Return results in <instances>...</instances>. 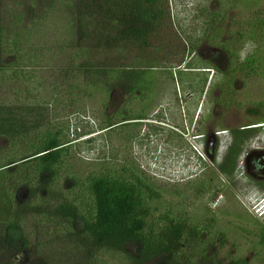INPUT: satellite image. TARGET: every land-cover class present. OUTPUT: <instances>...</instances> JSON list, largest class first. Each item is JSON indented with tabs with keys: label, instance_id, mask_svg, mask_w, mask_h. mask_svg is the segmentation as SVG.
I'll return each instance as SVG.
<instances>
[{
	"label": "trees",
	"instance_id": "trees-1",
	"mask_svg": "<svg viewBox=\"0 0 264 264\" xmlns=\"http://www.w3.org/2000/svg\"><path fill=\"white\" fill-rule=\"evenodd\" d=\"M60 1L66 0H27L16 4L18 9L25 7L31 17L40 13V20L44 21ZM234 1L213 0L216 10L205 8L206 28L202 41L215 42L223 36L227 11ZM236 2L258 6L255 0ZM78 3L77 9L83 15L77 21L79 26L82 21L88 22L89 32L81 31L77 48L74 46L67 59L56 61L64 54L61 44L55 62L53 58L46 60L48 55L43 62L31 56L34 53L30 51L28 35H24L25 29L23 34L22 29L15 28L22 21L29 25L26 12L20 14L17 8L15 12V7L4 5L12 15L17 14L14 15L15 27L11 22L5 26L0 19V112L5 111V123L11 130L7 133L0 129V140L6 142L3 148L8 150L6 159L0 162L3 182L0 241L8 249L21 245V251L36 255L43 250L46 254L48 248L54 249L67 240L68 253L77 258L84 255L83 261L89 264L99 257L112 255L121 264L156 261L224 264L211 254L215 244L224 241L219 230L213 231V223L207 221L204 225L193 218L184 204L161 211L156 205L162 198L159 190L139 168L120 160L118 155L105 157L94 164L96 168L88 170H81L74 161L77 159L72 150L76 143L69 139L68 119L70 115L84 112L83 103L87 98L94 93L110 96L113 91L125 90L131 107L135 93L145 96L152 91L155 79L150 73L154 68L151 65L191 69L190 63L185 64L184 45L171 24L168 0H78ZM1 9L3 11V7ZM250 19L246 22L248 30L227 33L229 38L224 43L229 44L220 46L230 59L231 67L234 66L232 73L227 74L230 84L232 74L237 72L247 78L260 75L258 65L262 64L255 54H249L238 63L239 50L234 46L235 41H254L257 29L264 33V11L256 9ZM6 31L12 32L13 41L7 39ZM234 35L238 37L236 40ZM140 61L145 62L143 66L137 64ZM39 64H43V72L51 67V84L41 77L43 72L37 70ZM44 74L46 77L48 73ZM226 85L222 86V91ZM42 93L48 98L43 99ZM25 107L45 108L41 121L46 123L30 125L24 118L20 119L22 114L29 115ZM123 120L119 110L108 118L100 131L107 132L109 138L111 134L117 136L124 129L121 128ZM133 138L131 132L126 139L131 142ZM3 151L0 148V153ZM22 189H27V195L21 203L15 201L17 207L12 211L14 197ZM28 218L30 229L25 225ZM37 235L54 237L55 241L42 242ZM31 237L35 238V244H29ZM132 246L137 247L136 252L129 251ZM17 255L21 253L16 252L13 258ZM44 258L50 261L47 256ZM9 260L3 256L0 264ZM227 264L244 262L231 260Z\"/></svg>",
	"mask_w": 264,
	"mask_h": 264
},
{
	"label": "rangeland",
	"instance_id": "rangeland-1",
	"mask_svg": "<svg viewBox=\"0 0 264 264\" xmlns=\"http://www.w3.org/2000/svg\"><path fill=\"white\" fill-rule=\"evenodd\" d=\"M12 1L0 0V9L3 7V11L2 9L0 11V19L5 23V26H9L11 22L15 27L14 15L26 12L25 16L28 17L29 25L26 24L28 22L22 21L15 28L22 29L23 34L25 29L24 35H28L31 42L29 43L30 51L34 53L31 56L37 57L39 60L41 58L42 62L45 61V55H48L46 60L53 58V62H55V56L58 54L57 48H60L61 44L64 46V54L56 61L67 59L74 46L76 47L81 31L89 32L88 22L82 21L79 26L77 21L83 15L82 11L77 9L78 0L60 1L59 5L55 4L54 9L49 11V19L44 21L40 20L42 16L40 13L41 16L35 14L31 17L27 14L25 7L18 9L16 2L19 4V2H27V0ZM212 1L168 0L170 21L177 37H180L184 45L185 64L190 63L191 69L185 70L184 66L176 68L175 66L165 67L161 64L151 65L154 66V70H150L153 71L150 73L153 74L155 80L151 87L153 93L150 94L152 97L148 108L146 107V112L150 116L149 120L154 121L156 111L165 109L167 115L162 116V119L157 118V122L166 125L167 127L163 128L167 130L170 129V126L176 127L180 131L182 129L179 144H165V135L158 133V129H153L160 127L153 124L154 122L143 124L142 127L137 128L136 133L130 128L129 123L122 125L121 128L124 129L121 130V133L117 136L111 134L110 138L107 136V132L100 131V127L105 125L104 123L111 115L118 113L122 105L123 94L119 90L113 91L110 96L94 93L91 98H87L83 103L84 112L70 115L68 119L69 139L76 143V148L72 150V153L80 161L74 160L82 167L81 170L94 169L96 168L94 164L104 160L105 157L111 158L118 155L120 160L127 161V164H133L153 182L162 196L161 200L156 203L161 211L169 206L176 207L184 204L188 208V213L193 218L202 221L204 225L207 224V221H211L213 231L219 230L224 239L222 244L217 242L211 251L217 261L224 264L231 260H239L244 264H264V191H261L264 188L262 189L258 183L246 180V174H250L247 166V158L250 156L247 155L252 151L254 160L258 155L256 152L264 153V123L260 124L264 122V76L261 74L264 73V33L258 29L255 31L257 38L251 41L255 44V49L247 54H244L246 40L234 43L235 48L239 50L237 62L242 63L246 56L255 54L259 64H262L258 65L260 75L247 78L241 72L232 74V84L227 83L230 87L226 85L223 91L221 88L226 84V77L222 74H231L234 66L231 67L230 59L220 49V46L225 44L224 42L229 38L227 33L235 34L248 30L246 22L251 20V13L256 9L264 11V0H255L257 8L253 7L251 3L243 5L235 0L230 5L232 8L227 11L223 36L215 42L207 43L202 41L203 31L206 28L204 10L205 8L209 11L216 10L217 5ZM4 5L15 7V12L17 8V13L12 15V11L4 8ZM11 33L6 31V37L13 41ZM234 37L235 40L238 38L236 35ZM193 52H195L196 58L191 59ZM215 55H217V61L208 59ZM111 62L112 60L110 64ZM143 63L145 62L140 61L137 64L143 66ZM42 65L39 64L37 70L42 71L44 69ZM50 68L48 67L47 71H42L48 73L46 77L45 74H40L48 84L53 82L49 76ZM229 91L231 95H228ZM228 96L230 97L228 98ZM41 97L48 98L45 93H42ZM8 98L7 102L9 103ZM181 101L183 104L187 103L185 112L188 111L182 122L179 121L178 115L168 117V110L172 108V112L177 111V106H180ZM139 105L140 103L133 101L131 107L133 114H131L132 112L129 113L130 115L126 113L124 120L133 119L134 112L139 111ZM25 108L29 109V115L22 114L20 119L24 118L30 125L37 122H41V125L46 123L41 121L45 114V108ZM13 116L18 118L15 113ZM6 118L5 111H1L0 129L9 133L11 130L5 123ZM176 124L180 126H176ZM255 125L260 128L238 136L242 139L247 136L246 144L239 148L236 145L231 148L224 145L220 148L221 153L224 149L226 152L228 151V163L230 166L234 164V167L232 174L228 175L229 177L218 174L214 161L204 155L208 133L226 132L227 134L221 139L224 140L223 142L229 143L228 139L235 138L236 133L242 127ZM131 132L137 136L129 142L126 138ZM229 133L231 134L229 135ZM203 135L205 136L203 139H195V137ZM3 142L0 140L2 151L6 147V142ZM213 148L215 149L216 146ZM6 151L8 150L0 153V162L6 159ZM214 158L215 161L218 158L216 153ZM6 183L8 185V182ZM2 185L0 175V194L3 193ZM26 195L27 189L18 190L10 209L12 208L14 211L17 207L15 201L17 200L18 204L21 203ZM25 225L26 229H30L31 220L29 218L25 220ZM36 237H39L42 242L50 239L55 241V238L50 236L41 238L40 235H37ZM35 242V238H29V244H35ZM61 244L54 249L48 248L46 254H43V250V253L37 252L36 255H30L26 250L21 251V245H14L16 249H8L6 244L0 241V262L5 256L10 259L6 264L88 263L83 261L85 260L84 255H79L77 258L68 253L69 242L67 240ZM129 251L136 252L137 247H129ZM4 252L6 253L4 254ZM16 252L21 255L13 258ZM44 256H47L50 261ZM93 261V264H121L115 255L102 256ZM150 264H162V262L156 261Z\"/></svg>",
	"mask_w": 264,
	"mask_h": 264
},
{
	"label": "flooded vegetation",
	"instance_id": "flooded-vegetation-1",
	"mask_svg": "<svg viewBox=\"0 0 264 264\" xmlns=\"http://www.w3.org/2000/svg\"><path fill=\"white\" fill-rule=\"evenodd\" d=\"M217 52V55H219V53H218V51H216ZM215 52V53H216ZM196 54H195V52L192 54V59H193V57L194 58H196V56H195ZM217 55H215V57H210V58H208V59H210V60H212V61H217L216 59H217ZM219 60H221V58H219ZM152 70H154V69H152ZM222 76H224V77H226L225 79H226V84L228 83L229 84V79H231L228 75H227V73H224V74H222ZM121 93L123 94V99H122V105L120 106V111L122 112V118L123 119H126V118H124V115L127 113V114H129V113H131V114H133V108H131L130 106H129V103H130V99H129V101H128V95H127V93H126V91L125 90H122L121 91ZM153 92H149V94L148 95H145V96H141L140 95V93L139 92H137V93H135V95H134V100H132V102L133 101H137L138 103H140V105H139V111L138 112H134V115H133V119H129V120H123L124 122H122L121 123V125H125V124H128L129 123V125H130V128H132L134 131H135V133H136V130H137V128H140V127H142L143 126V124H149L150 122H154L153 124H156V125H158V126H160V127H154L153 129H155V130H157L158 131V133H163L165 136V144H168V145H171V144H173V143H176V144H179V136H180V133L183 131L182 129H181V131L180 130H178V128H173L172 126H170V129L169 130H167V129H164L163 127H167L166 125H164L163 123H158L157 122V118L158 119H162V116H166L167 115V113H166V110L165 109H162L161 111L160 110H157L156 111V113L154 114L155 115V120L154 121H150L149 120V118H150V116H148V114H147V112H146V107L148 108V103H149V101H150V99H151V95L150 94H152ZM128 102V103H127ZM127 104V105H126ZM143 106V107H142ZM150 106H152V105H150ZM170 106V105H169ZM187 106V103L186 102H184V104H183V101H181L180 102V106L178 105L177 106V111H175V112H172L171 110H172V108H170L168 111H169V114H168V117H170L171 118V116H174V115H178L179 116V121H181L182 122V119L186 116V114H187V112H185V107ZM144 108V109H143ZM186 113V114H185ZM130 115V114H129ZM194 115V114H193ZM193 117V116H192ZM165 119L168 121V119H167V117H165ZM186 121V120H185ZM184 121V122H185ZM142 124V125H141ZM151 124V123H150ZM176 126H180V125H177L176 124ZM169 127V126H168ZM185 129H187V128H185ZM209 134V136H208V138L206 139V141H207V145L205 146V149H204V155H207V157H209V159H211V160H213V158H214V151H215V149L213 148V146L215 147V146H217V144H218V138L216 137V135H217V133H208ZM137 136V134L134 136V137H136ZM211 136V137H210ZM213 136V137H212ZM205 136L203 135V136H200V137H195V139L197 138V139H199V138H201V139H203ZM187 146V145H186ZM211 150H212V152H211ZM214 150V151H213ZM211 155V156H210ZM260 155L258 154V157H259ZM264 155L263 154H261V157H263ZM259 170H261V169H259Z\"/></svg>",
	"mask_w": 264,
	"mask_h": 264
},
{
	"label": "crops",
	"instance_id": "crops-1",
	"mask_svg": "<svg viewBox=\"0 0 264 264\" xmlns=\"http://www.w3.org/2000/svg\"><path fill=\"white\" fill-rule=\"evenodd\" d=\"M258 128H260L259 126H248V127H242L237 133H236V137L234 138H230L229 143L223 142L224 140L221 139V137H224L227 133L223 132V131H216L215 133H217L216 137L218 138V144L216 146V149L214 151V155L216 153L217 155V159L215 161V158H213L214 161V165H215V169H218V174H222L224 176L229 177L228 175L232 174V168L234 167V164H232V166L229 165L228 163V151L226 152V149L222 150L221 153V149L224 145H228L230 148L233 147L234 145H236L237 148H239L240 146L246 144V139L248 138L247 136L242 139V138H238V136L242 133H246L249 131H256L258 130ZM231 133H229L230 135ZM242 137V135H241ZM244 141V143H243ZM225 143V144H224ZM264 147V145H263ZM257 154H259L260 156L255 157L253 160V152L251 151V153L247 156H250L247 158V166H248V170L250 171V174H246L247 179L251 181L252 183H258L260 185V187L263 189L264 188V156L261 157V153L260 152H256ZM264 155V153H262ZM252 158V159H250ZM240 160V159H239ZM250 160V162H249ZM252 160V161H251ZM227 165V166H226ZM229 167V168H227ZM261 169V170H259ZM230 170V171H229ZM261 191H264L261 190ZM264 193V192H263ZM264 209V208H263Z\"/></svg>",
	"mask_w": 264,
	"mask_h": 264
},
{
	"label": "clouds",
	"instance_id": "clouds-1",
	"mask_svg": "<svg viewBox=\"0 0 264 264\" xmlns=\"http://www.w3.org/2000/svg\"><path fill=\"white\" fill-rule=\"evenodd\" d=\"M255 49V44L252 43L251 41H248L245 44V49H244V54H247Z\"/></svg>",
	"mask_w": 264,
	"mask_h": 264
}]
</instances>
